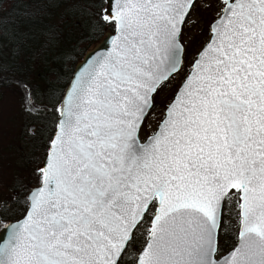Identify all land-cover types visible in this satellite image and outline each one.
Masks as SVG:
<instances>
[{"label": "snow or ice", "instance_id": "obj_1", "mask_svg": "<svg viewBox=\"0 0 264 264\" xmlns=\"http://www.w3.org/2000/svg\"><path fill=\"white\" fill-rule=\"evenodd\" d=\"M87 14L58 95L17 82L44 155L0 172V264H264V0Z\"/></svg>", "mask_w": 264, "mask_h": 264}, {"label": "trees", "instance_id": "obj_2", "mask_svg": "<svg viewBox=\"0 0 264 264\" xmlns=\"http://www.w3.org/2000/svg\"><path fill=\"white\" fill-rule=\"evenodd\" d=\"M87 5L88 0H3L0 7V89L15 87L22 93L17 82L25 81L58 95L76 63L102 38L99 34L89 35L91 21ZM201 40V35L192 40L190 49L198 46ZM31 126L32 118L25 112L21 134L6 149L14 160L13 178L20 173L30 174L33 164L29 159L34 156L35 162H39L44 155L39 133L34 135ZM42 127L37 126L38 129ZM6 191L4 197L9 196Z\"/></svg>", "mask_w": 264, "mask_h": 264}, {"label": "rangeland", "instance_id": "obj_3", "mask_svg": "<svg viewBox=\"0 0 264 264\" xmlns=\"http://www.w3.org/2000/svg\"><path fill=\"white\" fill-rule=\"evenodd\" d=\"M201 16L204 13H200ZM195 19V17H194ZM201 25H197L190 32L191 41L200 35ZM190 41V42H191ZM25 114L22 93L18 88L0 89V172L5 177V184H9L15 174L14 160L6 149L22 132V119ZM32 127V126H31ZM30 127V129H31ZM28 130V128H26ZM31 131V130H30ZM150 131V129H146ZM32 132V131H31ZM16 171H18L16 169ZM20 173V171H18ZM25 180L30 181L29 173H20ZM16 177V176H15ZM6 189L3 196L6 195Z\"/></svg>", "mask_w": 264, "mask_h": 264}, {"label": "water", "instance_id": "obj_4", "mask_svg": "<svg viewBox=\"0 0 264 264\" xmlns=\"http://www.w3.org/2000/svg\"><path fill=\"white\" fill-rule=\"evenodd\" d=\"M97 46V43H95L93 46H91V48L90 49H88L87 51H90V50H92L94 47H96ZM84 58V56H82V58L80 59V60H82ZM79 60V61H80ZM78 61V62H79ZM78 62L76 63V65L78 64ZM76 65H75V67H76ZM75 67H74V69H75Z\"/></svg>", "mask_w": 264, "mask_h": 264}]
</instances>
